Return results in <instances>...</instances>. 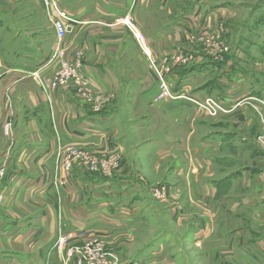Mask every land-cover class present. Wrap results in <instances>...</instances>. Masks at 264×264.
<instances>
[{
  "label": "crops",
  "instance_id": "1",
  "mask_svg": "<svg viewBox=\"0 0 264 264\" xmlns=\"http://www.w3.org/2000/svg\"><path fill=\"white\" fill-rule=\"evenodd\" d=\"M56 1L73 21L65 45L71 55L82 53L83 73L96 100L103 101L107 91H114L117 92L115 105L120 107L109 113L92 112L78 98L73 83L52 92L49 98L42 93L26 75L37 72L49 60L56 46L54 29L49 21L46 32L40 31L37 25L32 32L27 26L33 14L48 20L38 0H0V75L3 74L0 78V168L6 170L0 185V198L4 201L0 208V264H75L66 252L61 255L56 252L55 244L60 236L76 235L78 238L70 244L77 245L84 242L82 232L86 239L95 236L94 232L102 235L123 229L132 232L145 216L155 220L160 215L172 224V229L165 228L146 251L127 263L181 264L182 251L176 247L179 238L176 232L185 231L190 232V242L204 251H210L208 247L219 241L227 243L212 248L210 255L217 253V258L221 256L224 263L264 264V145L254 141L248 146L245 144L243 149L248 151L249 160L246 166L221 180L233 183L237 177L243 186L242 194L226 196L233 199L232 207L221 211L210 203L220 197L217 179L220 160L215 153L225 145L227 136L209 132V121H204L183 100L156 102V88L145 61L115 24L129 10L138 18L154 52L163 56L177 51V22L167 16L160 25L150 26L149 0ZM12 25L18 26L17 34L12 31ZM129 43L133 57L129 55ZM51 71L48 69L43 74L48 76ZM177 72L174 70L169 77L173 87L194 90L192 93L199 97L206 95L208 91L202 90V73L191 76ZM249 75H230V89L223 90L230 98V106H234L233 112L238 110L241 112L238 115L246 118L248 134L254 117L249 118L244 106L259 100V115L264 111L260 105L264 104V85L259 75L255 78ZM192 80L199 83L193 90ZM124 88L130 91L126 96H123ZM124 104L131 110L129 130ZM25 106L35 113L29 111L28 115L24 112ZM11 119L15 124L11 134L6 135L3 127ZM171 125L183 129V141L178 135L168 138L167 128ZM129 137L136 138L129 154L147 158L144 165L150 175L164 168L166 158L173 159L171 176L185 187L184 199L192 210L185 206H182L183 213L142 209L143 205L139 206L140 201L135 199L130 208L118 205L119 209L112 214L106 208L107 197L103 196L108 184L78 167L76 176H72L75 187H59L64 177L57 156L63 146L125 151ZM108 141L112 144L108 145ZM137 177L132 173L130 177H117L111 182L118 190L138 183ZM80 197L83 200L77 201ZM225 253L228 255L223 256Z\"/></svg>",
  "mask_w": 264,
  "mask_h": 264
},
{
  "label": "rangeland",
  "instance_id": "2",
  "mask_svg": "<svg viewBox=\"0 0 264 264\" xmlns=\"http://www.w3.org/2000/svg\"><path fill=\"white\" fill-rule=\"evenodd\" d=\"M148 3L150 5L149 16L151 18H149L148 20V24L150 26L154 27L155 25H160L165 21V18L167 16L171 17L173 19V22H177V51L165 54L163 56L159 54L157 55L154 52L153 47L149 43V48L153 52V55L158 61L159 65L170 66L172 68V71L169 75H171L174 70L178 71V74L185 73L186 75L187 73L191 76L193 75V73H202L200 74L203 83L202 90L208 92L202 97L193 94V89L199 86V83H196L193 80L191 81L190 85L193 91H187L185 88H175L170 83L173 90L175 92H183L184 94H188L203 101L212 99L220 104V106H222L223 111L219 112L217 115L211 116L208 111L200 110L196 105L190 104L192 105L191 107L195 109V112L201 115L204 121H209V132H218L221 135L227 136L225 145L222 146L217 153H215V156H217L220 160V162L217 163V166L220 170L219 174L217 175V179L220 180V183L218 184V192L220 197L219 200H216L215 203L210 202L214 205H217L218 209H220L221 211L227 210L228 208L232 207L233 199L226 196L242 194L244 192V189L241 185L240 179H237V177H235V181L233 183H226V181L221 182V180L225 179L227 176H230V173L243 169L244 165L247 164V162L249 161L248 151L243 149L245 144L248 146L249 142L254 141L256 143H261L262 146L264 145V133L262 135L260 134V131H264V111L259 115V100L256 99L258 101L254 102L250 101V103L248 102L247 105L244 106V109L247 112V115H249V118L250 116L254 117L253 127H251L249 131L250 134H248L245 130L247 128L245 126V122L247 121L246 118L243 117L242 114L238 115L239 113H241L238 110H235V112H233L234 110L232 109L234 106H230V98H227L226 94L224 93L227 88L230 89V75L242 76L244 73L248 77H250L249 73H251L254 78L259 75L257 77L264 85V0H149ZM32 12H34V9L32 10ZM33 16L34 17L31 18L30 21H27V26L32 28V32L34 31L33 28H35L36 25L39 27L40 31L47 30V27L50 25L49 22L51 23L48 16H46V18L48 19L47 21L38 18L35 14H33ZM126 16H128L130 21H132V23L136 25L139 28L140 32L146 37L138 22V18H136V16H134L129 10L125 15L118 18V20ZM34 20L36 21V24ZM118 20L115 22V24L122 30V35L125 36L127 40L133 43L134 47L141 54L143 60L147 65L149 78L152 83L154 82V86L156 88V100V96L158 93V81L155 75L152 74L150 63L147 57L140 52L132 31L126 25L118 23ZM197 25H200L202 26V28L209 31L208 36H211V38H207L203 41L181 39L180 36L183 35L179 33L183 28H191L193 31V26ZM10 27L12 31H16L17 34L18 30L16 29H19L18 26L12 25ZM43 36H45L44 32ZM131 48L132 46L129 43V55L133 57L134 54L131 52ZM1 50L2 40H0V51ZM174 54H177L176 56H182L188 61L186 62V64H182L179 66L173 65L176 62L173 58ZM230 60L232 61L231 67ZM165 61L167 63H165ZM230 68L232 70L231 73ZM26 76H28L32 82L37 84L41 92L44 93L35 73H30ZM43 77L49 78L50 75H44ZM89 86L91 95L95 100L87 105L84 97L79 94H77V96L92 112L109 113L115 107L119 106L115 105L117 92L115 93L114 91H107V93L103 96V101H101L100 103L101 106L96 109V106L98 105V103H96L97 98L94 95L95 93L91 84ZM128 90L129 89L126 88L122 90L123 96L127 95L126 92H130ZM212 90L214 91V94L211 93ZM54 91H50L49 93L44 94L49 98L51 93ZM235 91L239 90L237 89ZM260 105L264 106V104ZM122 108L124 110V114L126 113L127 115L125 124L127 129L129 130L131 127L129 123V116L131 111L130 106L124 104ZM239 108L243 110V107L236 106V109ZM29 111L35 113L29 110L27 106H25L24 112L28 113L29 115ZM43 115L46 116L45 113ZM13 120L11 119V121L5 124L3 127V132L6 135L11 134L12 127L15 124ZM171 126V128H167L168 138L171 139L173 138V136L178 135L180 140L183 141V129H175L173 125ZM245 138L246 140H244ZM128 139L129 141L126 143L125 151L124 149L120 151L116 148H108V150H102L78 145L68 147L63 146V149L60 150V153L57 156L58 164L62 170L61 172L63 173L64 177V181L61 185H59V187L63 189L67 187H75V184L73 185L72 183V176H76L75 169L78 167L80 170L89 173L91 176L94 175L96 179L100 178L105 182V184H108L106 187H104L106 193H104L103 196L107 197L106 208L108 209V211L111 210L112 214H114L115 210L117 211L119 209H117V207H119L118 205H124L125 207L130 208L133 205V201H135V199L136 201H140L139 203H137L139 206L143 205L142 207H140L142 209H155V211L180 210V212L183 213L182 206H185V209L192 210L191 204L184 199L185 187L183 185H178L177 182L181 183V181H176L171 176L173 159L170 160L166 158L164 168L155 175H150V171L146 170V167L144 165L147 158L143 157L142 155L132 156L129 154L130 149L131 152L133 151L132 145L136 144V138L129 137ZM110 144H112V141H108V145ZM132 157H134V160L131 159ZM230 157L232 158V161H230ZM86 158H92V162H94L95 160H98V162L100 163L105 162L106 160L108 161V163L110 161L114 162H110L108 167L105 166L106 169L100 167V172L93 173L84 167V164H88ZM68 159L72 160L73 163L72 167L67 170V167H65L64 165L65 162H70ZM61 161L63 162V164L61 163ZM132 173L138 176L137 178L138 180H140L138 181V183L132 185H124L122 189L118 190L114 188V184L111 181L116 180L118 179L117 177L121 176L130 177ZM5 174L6 170L0 168V185L5 178ZM79 175H82V173L80 172ZM157 189H163L164 192L169 196H166V198L163 199L156 198L154 196V192ZM125 195H127L126 198H124ZM79 200L81 201L83 199L81 197L77 198V201ZM3 203V199L0 198V208ZM210 207L213 208L212 205H210ZM231 217L235 216H231L230 214V218ZM231 219L236 221V217ZM147 221H149V223H147ZM166 222L167 221L165 217L161 215L160 217H156L155 220H152L151 218L145 216L143 221L136 224L132 232L128 229L117 230L115 232L111 231L107 233L108 235H102L94 232L95 236L93 235L87 240L95 238L96 241L99 242L98 246L100 245V250L105 253L106 262H108L107 264H130V262H127L131 261L142 251H146V248L152 245L153 242H155V240L161 236L162 231L165 228L172 229V224ZM189 233L190 232L186 234L185 231H183L182 233H180L179 231L176 232L177 237H179L176 247L178 248L177 250H179L180 252L182 251L181 264H230L228 262L224 263L223 261L225 260L222 261V259L220 258L221 256L218 259L217 253L215 254V256L213 255V257L210 256L212 254V248L227 245V243L219 241L218 244H214L208 247L210 251H204L201 250L202 248L200 249L198 246L190 242ZM69 235L71 234H68L67 236ZM61 237L64 236H60L58 240ZM58 240L55 244V250L59 253L57 247ZM89 242L90 241H85V244ZM90 247H92V245H90ZM227 255L228 253H225L223 256ZM77 257L78 259L82 260L83 264H88L86 262L88 260V256L84 253V251L82 252V254L79 252L77 254Z\"/></svg>",
  "mask_w": 264,
  "mask_h": 264
},
{
  "label": "built area",
  "instance_id": "3",
  "mask_svg": "<svg viewBox=\"0 0 264 264\" xmlns=\"http://www.w3.org/2000/svg\"><path fill=\"white\" fill-rule=\"evenodd\" d=\"M39 2L46 13V16H48L53 25L56 36V46L49 60L37 72H35L37 80L42 86L43 92L46 94L50 91L60 89L61 87L73 83L76 85V94L84 97V100L88 105L95 99L89 90L90 83L83 73V55L80 52H74L71 55L69 49L65 45V39L71 30V23L73 21L63 10L60 9L56 0H39ZM118 23L126 25L132 31L140 52L147 57L150 63L152 74L155 75L158 81V93L155 100L156 102L163 103L183 100L189 104L196 105L200 110L208 111L211 116L217 115L219 112L223 111L222 106L212 99L203 101L188 94H184L183 92H175L168 80L172 68L167 65H159L158 61L153 55V52L149 48L150 44L147 38L140 32L139 28L134 25L132 21H130L128 16L119 19ZM208 33L209 31L202 28V26L197 25L193 26V31L191 28H183L179 34L183 35L180 36L181 39L203 41L207 38H211V36H208ZM176 55L177 54H174L173 56L176 61L173 65L179 66L186 64L188 61L187 59ZM165 63L167 62L165 61ZM48 69H50V71L52 70L49 73L50 77H43L44 71H47ZM96 103H98L96 106V109H98L101 106V101H96ZM91 159L92 158H86L88 164H84V167L93 173L100 172V167L106 169L105 166L108 167L110 162H114L110 161L108 163L107 160H102L105 161L102 163L98 162V160L92 162ZM69 161L70 162L67 163L65 162L64 165L67 167V170L72 167L73 163L72 160ZM154 196L158 199H163L169 195L166 194L163 189H157L154 192ZM80 236L82 239H84V242L77 245L70 244L73 240L78 238L76 235L71 234L69 236L61 237L57 243L59 253L62 254V252H66L67 258L74 260L75 264H83L82 260L78 259L77 254L79 252L82 254L84 251V253L88 256V260L86 261L88 264H107L108 262H106L105 253L100 250V245L98 246L99 242H97L95 238L87 240L85 232H82ZM85 241L90 242L85 244ZM90 245H92V247H90Z\"/></svg>",
  "mask_w": 264,
  "mask_h": 264
}]
</instances>
